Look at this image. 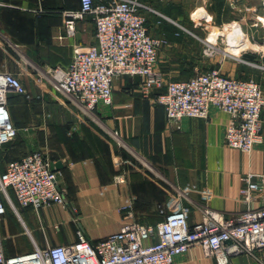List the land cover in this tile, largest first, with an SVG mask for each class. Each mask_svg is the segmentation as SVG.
Listing matches in <instances>:
<instances>
[{
	"label": "crops",
	"instance_id": "obj_1",
	"mask_svg": "<svg viewBox=\"0 0 264 264\" xmlns=\"http://www.w3.org/2000/svg\"><path fill=\"white\" fill-rule=\"evenodd\" d=\"M140 1L153 10L146 12L151 34L170 41L163 47L167 59L181 46L176 40L182 37L179 30L183 27L175 18H216L223 23L246 8L242 0H238L237 10L231 0ZM78 8L79 0H0V68L15 74L30 94L29 98L14 93L8 96L17 140L13 148H0V172L8 158L17 159L30 150H42L50 156V149L55 154L50 156L57 164L54 166L61 172L58 184L66 201L65 205L53 203L38 209L22 207L11 192V203L5 201L0 223L6 255L31 251L33 241L39 247L71 243L78 230L93 241L99 240L120 228L129 201L132 212L155 211L137 220L142 224H156L165 214L182 207L190 210V225L199 220L203 206L224 216L263 207L264 191L262 199L247 203L240 188L244 174L264 171V106L260 114L262 141L247 153L224 143L227 113L212 107L208 119L185 117L178 124L169 123L163 106L155 101V88L145 95L137 76L116 77L112 104H99L94 109L96 119H90L53 82L37 75L42 67L67 66L75 43L93 42L91 15L78 22L73 37L65 34L63 11ZM88 17L92 18L93 34L83 38L89 29ZM257 18L264 20L262 10ZM205 33L209 39L211 32ZM203 52L212 66L206 70L218 68L222 74L237 78L255 76L264 90V73L253 65L262 62L263 53L241 51L240 56L251 64L239 61L237 53L223 57ZM196 73L169 81L185 80ZM48 103H54L58 110L51 129L41 116ZM34 127L40 128L39 135L32 131ZM6 150L9 154L4 160ZM117 176L123 181L118 182ZM15 233L28 236L30 245L15 250L7 243ZM232 263L264 264V249L236 255ZM175 264L216 263L196 246L177 255Z\"/></svg>",
	"mask_w": 264,
	"mask_h": 264
},
{
	"label": "built area",
	"instance_id": "obj_2",
	"mask_svg": "<svg viewBox=\"0 0 264 264\" xmlns=\"http://www.w3.org/2000/svg\"><path fill=\"white\" fill-rule=\"evenodd\" d=\"M236 2L231 0V6L235 7ZM149 10L153 11L140 0H79L78 9L63 11L65 34L73 37L76 22L91 15L93 42L75 43L67 66L42 67L40 73L92 115L99 104H112V83L116 77L137 76L145 95L164 87L155 101L163 106L169 123L178 124L185 117L208 119L210 109L217 108L229 115L224 143L250 153L262 141L260 114L264 90L260 83L253 77L224 75L218 68L199 71L185 80L165 81L156 64L159 49L168 41L164 36L151 34L146 24ZM235 24L236 21L224 23V31L217 28L222 33L214 41L207 37L204 42L208 52H205L213 55L220 51L223 57L238 54L239 61L253 64L240 56L247 43L252 45L254 41L256 45L253 34H240ZM225 32L227 47L221 50L215 44ZM239 37L247 43L235 54L230 44ZM10 93L30 97L15 74L0 68V147L17 135L8 110ZM54 165L55 161L42 150L27 151L5 163L0 172V223L6 211L5 201L11 203V192L22 207L38 209L53 203L66 204L58 184L61 172ZM116 180L123 181L121 176ZM241 181L240 195L244 201L262 199L264 171L247 172ZM130 207L129 201L127 219L120 228L96 241L78 230L76 240L71 243L39 247L33 241L31 251L6 255L0 232V264H175L177 255L196 246L216 264H233L236 255L264 249V206L248 207L231 216L203 206L199 220L191 225L188 207L165 214L156 224L139 223L133 219Z\"/></svg>",
	"mask_w": 264,
	"mask_h": 264
},
{
	"label": "rangeland",
	"instance_id": "obj_3",
	"mask_svg": "<svg viewBox=\"0 0 264 264\" xmlns=\"http://www.w3.org/2000/svg\"><path fill=\"white\" fill-rule=\"evenodd\" d=\"M249 0H242V2L246 4V8L244 7V12H238V2H236L235 7H233L235 10H237L238 16L236 15L235 18L227 19L223 23L218 22L216 18H204V17H196L194 16V20H192L189 16L188 17H182V18H175L176 22L178 23V26L181 25L182 27L186 28L183 29L181 28L179 31H181L182 37L179 38L176 41H179L181 43V46L177 52L173 53V56H171L169 59H167L165 49L161 47L159 49V54H158V60H157V68L162 70L164 79L166 81L172 80L174 78H181L182 76H190L192 73L199 72L201 70H206L207 68L212 67L210 65V62L205 58L206 56L203 54V49L204 51L207 50V46L204 44V41L207 37V33L205 31H213L216 28H219L221 31L223 30V24L224 23H230L233 21H236L237 25V31L240 32V34H253L254 40L256 42L257 47H253L250 45V43H247V47L244 49V51H253L258 53L260 55H264V20L260 21L259 18H257L259 11L262 10L264 12V4L262 3V0H251V4L248 3ZM207 7L208 2L205 3ZM216 8H222V7H216ZM209 19L208 22L206 20ZM82 20V19H80ZM78 20L76 22V33H77V25ZM83 21V20H82ZM89 21V29L87 30L86 34H83V38H87L86 36L88 34H93V23H92V18L87 19ZM171 24V23H170ZM208 24L207 29L205 28V25ZM173 26L177 27L175 24H172ZM202 27L203 29H201ZM256 29V30H255ZM255 31H257V34H255ZM226 35L227 32L223 36H219L218 39L216 40L215 46L219 49H224L227 47V40H226ZM237 36V35H236ZM175 38V37H174ZM168 42H170L167 39ZM174 42V41H173ZM253 44L254 41H251ZM260 44V45H258ZM206 53V52H205ZM221 54L220 51L214 52L213 55H218ZM256 69H259L260 73H264V58L262 62H256L253 64ZM37 75L40 76V78H45L42 76V74L37 72ZM255 77V76H251ZM261 84H264L261 82ZM263 86V85H262ZM71 107L73 110L79 111L77 107H75L73 104H71ZM53 104L48 103V105H44V111L42 113V117L45 119L46 127L52 128L54 126L55 122L57 121L55 117H57L58 110L53 107ZM49 110H48V109ZM83 111V109H82ZM83 115L86 118L90 119H96L95 113L93 111V115L86 113L83 111ZM41 127V126H39ZM43 127H41L42 129ZM40 128L34 127L32 130L35 135H39V130ZM47 131V130H46ZM49 132V131H47ZM44 134V130H41V134ZM17 138V137H16ZM49 138V137H48ZM14 146H12L13 148ZM11 148V149H12ZM37 148V147H36ZM40 148V147H38ZM31 149V148H29ZM48 153L50 154L51 157L55 156L49 149ZM9 152L6 150L5 154H3V159L6 160L8 157ZM155 211H137L136 213L133 211V219L142 221L143 217L148 216L151 213H154ZM124 215V220L127 219L126 214ZM124 222V221H123ZM5 223V221H4ZM7 243L10 244L15 250L21 251L25 247L29 246V237L26 235H21L18 233H15L14 235L10 236L7 239Z\"/></svg>",
	"mask_w": 264,
	"mask_h": 264
},
{
	"label": "bare ground",
	"instance_id": "obj_4",
	"mask_svg": "<svg viewBox=\"0 0 264 264\" xmlns=\"http://www.w3.org/2000/svg\"><path fill=\"white\" fill-rule=\"evenodd\" d=\"M219 30L217 28L213 30V32L210 34L209 40L214 41L216 36L220 34ZM247 42H245L242 38H234L233 42L230 44V49L233 53H238V51L246 45ZM253 47H257V45H251Z\"/></svg>",
	"mask_w": 264,
	"mask_h": 264
},
{
	"label": "trees",
	"instance_id": "obj_5",
	"mask_svg": "<svg viewBox=\"0 0 264 264\" xmlns=\"http://www.w3.org/2000/svg\"><path fill=\"white\" fill-rule=\"evenodd\" d=\"M94 1H95V0H94ZM95 2H96V1H95ZM66 10H67V9H66ZM52 67H54V66H52ZM155 90L157 91V92H156V95H157V94L161 93L162 91H164V87L155 88ZM16 95H17V94H16ZM13 124H14V123H13ZM16 137H17V135H16ZM16 137H15L13 140H11L10 142H8V143L2 145L1 147H5V149H6V148H9V147L14 146V142L17 140ZM1 147H0V148H1ZM4 154H5V153H4ZM6 158H8V157H6ZM8 160H11V159L8 158Z\"/></svg>",
	"mask_w": 264,
	"mask_h": 264
},
{
	"label": "water",
	"instance_id": "obj_6",
	"mask_svg": "<svg viewBox=\"0 0 264 264\" xmlns=\"http://www.w3.org/2000/svg\"><path fill=\"white\" fill-rule=\"evenodd\" d=\"M56 165H57V164H56ZM56 165H55V166H56Z\"/></svg>",
	"mask_w": 264,
	"mask_h": 264
}]
</instances>
